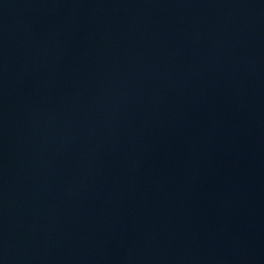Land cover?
I'll return each instance as SVG.
<instances>
[{
  "label": "water",
  "instance_id": "95a60500",
  "mask_svg": "<svg viewBox=\"0 0 264 264\" xmlns=\"http://www.w3.org/2000/svg\"><path fill=\"white\" fill-rule=\"evenodd\" d=\"M0 264H264V0H0Z\"/></svg>",
  "mask_w": 264,
  "mask_h": 264
}]
</instances>
